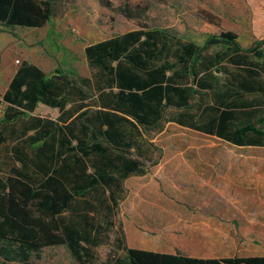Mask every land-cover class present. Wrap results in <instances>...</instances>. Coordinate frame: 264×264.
Segmentation results:
<instances>
[{
  "label": "trees",
  "instance_id": "obj_1",
  "mask_svg": "<svg viewBox=\"0 0 264 264\" xmlns=\"http://www.w3.org/2000/svg\"><path fill=\"white\" fill-rule=\"evenodd\" d=\"M59 1L0 0V26L10 32L43 28L55 17ZM138 26L85 47L89 76L59 68L48 75L21 62L3 99L25 111L8 109L0 118L4 262L27 263L45 247L64 246L81 264H93L101 232L94 215L85 211L96 209L93 200L107 211L116 209L123 182L147 173L141 159L154 154L144 145L142 131H160L176 118L182 126L233 144L264 146V116L230 128L240 116L254 118L253 110L240 116L239 111L252 106L246 95L264 87L258 64L238 54L242 48L233 31L205 20L199 27L205 40L197 46L172 28ZM218 45L237 53L229 62L240 73L222 65L225 77L213 74L227 56L226 50L210 53ZM171 53L174 61L167 60ZM258 53L253 55L261 57ZM162 57L166 61L159 64ZM40 105L44 108L38 110ZM169 108L182 112L167 116ZM193 108L200 112L195 120ZM114 244L123 251L115 260L120 264H264V256L196 259L129 248L122 228Z\"/></svg>",
  "mask_w": 264,
  "mask_h": 264
},
{
  "label": "rangeland",
  "instance_id": "obj_2",
  "mask_svg": "<svg viewBox=\"0 0 264 264\" xmlns=\"http://www.w3.org/2000/svg\"><path fill=\"white\" fill-rule=\"evenodd\" d=\"M134 13L129 19L122 11ZM55 17L41 29L0 26V90L13 67L22 60L36 64L47 73L56 69L89 76L84 49L112 35L146 25L148 28H172L186 41L205 40L199 27L213 20L233 31L243 46L264 41V0H60ZM144 145L150 147L158 162L149 164L144 176H131L118 192L119 204L107 211L96 200L93 222L101 232L95 241L93 264H112L123 255L114 244L120 225L129 224L134 213L155 214L170 203L193 200L191 174L158 165H173L162 155H213L216 165H231V171H216V203L229 201L232 232L239 242L231 249L264 255V147L241 148L172 124L160 131H142ZM163 160V161H160ZM5 163V162H4ZM178 164V163H177ZM5 169L0 168L3 175ZM230 180L228 181V178ZM160 208V209H159ZM221 216L222 212L216 210ZM236 246H235V245ZM244 252V250H243ZM245 253V252H244ZM0 264H81L64 246L45 247L32 254L27 263Z\"/></svg>",
  "mask_w": 264,
  "mask_h": 264
},
{
  "label": "crops",
  "instance_id": "obj_3",
  "mask_svg": "<svg viewBox=\"0 0 264 264\" xmlns=\"http://www.w3.org/2000/svg\"><path fill=\"white\" fill-rule=\"evenodd\" d=\"M44 28V27H43ZM41 29V28H38ZM102 41V40H101ZM195 43V42H194ZM197 46L203 45L202 43H195ZM242 52L238 54L249 60H254L257 67H255L256 72L260 75L259 80L264 85V42H256L254 45L248 47L241 45ZM173 49L176 48L175 44L172 46ZM172 49V51H173ZM227 52V56L220 63V67L213 71V74L218 78H224L225 73H223V67L230 73L241 72L235 65L229 62L231 57L237 55L235 52L228 51L227 45H218L210 49V53H215L217 51ZM252 50V51H251ZM260 56H254L253 54H259ZM86 59V57H85ZM168 61H174L175 58L172 57V53L167 58ZM27 61V60H22ZM21 61V62H22ZM166 61L165 58H161L159 64ZM21 62L18 66H14L11 74L7 77L5 86L0 90V118H2L9 109L10 111H25L16 103H11L3 99V95L9 88V85L16 74ZM30 63L29 61H27ZM37 66L36 64L30 63ZM41 69L39 66H37ZM45 72L43 69H41ZM56 71V70H55ZM66 73H72L67 72ZM204 71H202L203 73ZM51 75L53 73H47ZM171 72H167L169 75ZM74 75H77L73 73ZM80 76V75H79ZM246 97L252 100V106L241 108L240 114L247 113V110H253L254 118L242 119L240 116L237 120H232L230 122V128L236 129L237 127L245 126L247 124H255L257 120L264 116V87L262 92H256L251 95H246ZM197 101V100H196ZM191 104H194L192 101ZM70 102H67L66 108H69ZM44 108L40 105L38 110ZM54 113V117L59 116V111L57 109H49ZM182 112L180 108H169L167 116L177 117L178 113ZM191 118L199 117L200 112L195 108L191 109ZM250 112V111H249ZM176 119V118H175ZM175 119H171L166 124H172L180 128L188 129L203 135L214 137L221 141H224L233 146L241 148H259L264 146H254V145H237L231 142L225 141L215 135H209L200 131H196L187 126H182L176 122ZM165 124V125H166ZM15 143L11 142L10 145ZM157 156L153 155L151 159H141L145 169L148 172L149 164H154L158 162L156 160ZM162 158H172L173 160H164V162L173 161L176 164L173 165H158L160 169H174L179 170L183 173L191 174L190 182L185 180H179L180 185H191L193 200L189 202H175L170 203L171 208L163 207L160 211L155 214L148 215L147 213H134V218L129 224L125 225L122 223L121 228L125 236L126 245L129 248L151 251L160 254L183 256L187 258L196 259H224V258H235V257H254V256H264L257 253H247L245 249L232 250V243L239 242L236 238V234L232 232L230 215H231V205L228 201L221 203H216L214 198L216 171H231V165H216L217 158L213 155H162ZM213 158V159H212ZM163 161V160H160ZM178 163V164H177ZM147 174V173H146ZM145 174V175H146ZM144 176V175H143ZM230 177L228 178V181ZM160 209V208H159ZM219 210L221 216L216 213ZM235 245V244H234ZM236 246V245H235ZM244 250V252H243ZM112 264H120L118 261H114Z\"/></svg>",
  "mask_w": 264,
  "mask_h": 264
},
{
  "label": "built area",
  "instance_id": "obj_4",
  "mask_svg": "<svg viewBox=\"0 0 264 264\" xmlns=\"http://www.w3.org/2000/svg\"><path fill=\"white\" fill-rule=\"evenodd\" d=\"M0 112H1V109H0Z\"/></svg>",
  "mask_w": 264,
  "mask_h": 264
}]
</instances>
